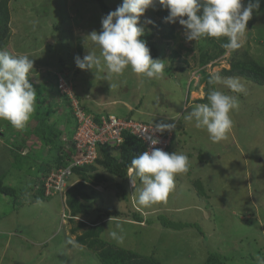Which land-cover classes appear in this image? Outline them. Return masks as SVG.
Returning <instances> with one entry per match:
<instances>
[{
	"label": "rangeland",
	"instance_id": "rangeland-1",
	"mask_svg": "<svg viewBox=\"0 0 264 264\" xmlns=\"http://www.w3.org/2000/svg\"><path fill=\"white\" fill-rule=\"evenodd\" d=\"M105 1L111 11L122 3V0ZM242 3L246 6L248 0ZM161 8L156 5L147 9L139 25L145 31L142 39L156 44V59L165 64L161 78H142L129 67L123 74L108 79L104 70H81L74 62L77 55L81 58L86 55L87 49L99 55V49L90 41L85 43L88 34L101 30V19L109 13L95 0L10 1L9 32L6 38L0 37V49L30 56L33 69L29 82L37 97L35 112L24 129L17 130L0 119V181L15 187L18 196L0 194V264H101L95 253L80 245L76 235L71 233L76 223L70 222L71 217L67 218L70 210L66 195L46 200L37 197L43 182L53 171L42 173L36 181L27 168L31 165V156L21 155L27 153L22 150L27 145L40 161L35 164L44 162L45 158L41 157L47 156V150L41 148L45 147L43 140L35 133L38 122L43 127L56 124L63 138L71 137L74 123L64 95L57 89L59 75L67 76L80 103L91 113L128 117L132 113L130 105L134 110L133 118L156 124L174 123L175 140H182L179 148L186 145L188 171L178 174L185 178L181 184L183 196L176 194L179 186L175 181V188L167 200L155 204V215L162 217L149 215V222L155 224L134 225L121 218L108 223L103 239L151 257L159 264H207L210 252L228 257L225 264H256L258 256L264 257V86L241 75L223 73L224 69H230L233 61L248 58L264 65V0H260L259 9L254 10L247 23L242 47L213 59L209 56L214 55L216 44L221 47L224 38L186 41L182 26L168 23L174 27V37L169 38L170 29L159 25L165 17L159 14ZM148 20L153 23H146ZM212 72L222 77H239L246 92L231 93L222 85H209ZM213 87L239 98V108L230 113L233 127L227 138L217 143L209 140L205 130L195 128L194 122L184 119L191 108L201 104L199 100L205 98L206 90L209 92ZM187 89L194 91V97H204L195 99L194 103L188 102ZM42 114L47 121L41 122ZM50 154L55 155L54 166L58 162L56 155L58 160L59 155ZM96 167L104 171L98 164ZM76 178L73 175L71 183ZM128 178L129 174V183ZM186 180L191 183L198 180L194 187L202 195H196ZM128 183L125 185L127 201L122 200V193L111 181L94 186L97 191L108 188L113 206L126 210L125 216L133 217L128 209L132 207L140 212L143 207H134L137 194ZM204 196L210 197L212 206L202 200ZM95 197L92 215L76 216L75 221L93 222L98 214L97 207L101 204L107 207L104 196L96 194ZM176 202L192 204L190 208H194L175 210ZM163 222L191 226L178 232ZM113 231L123 238L122 242L110 236ZM68 240H74L78 246L73 247Z\"/></svg>",
	"mask_w": 264,
	"mask_h": 264
},
{
	"label": "clouds",
	"instance_id": "clouds-1",
	"mask_svg": "<svg viewBox=\"0 0 264 264\" xmlns=\"http://www.w3.org/2000/svg\"><path fill=\"white\" fill-rule=\"evenodd\" d=\"M156 5L168 10L164 22L182 26L186 41L226 38L221 47L227 55L242 47L247 23L254 10L259 9L260 0H248L246 6L242 0H122L114 11L102 17L101 30L92 31L85 38V43L90 41L99 49V55L87 49L82 58L79 55L74 58L76 66L85 71L104 70L108 79L123 74L129 67L142 78H161L165 64L151 56L146 41L142 39L144 28L139 26L146 10ZM146 23L153 22L148 20ZM32 69L33 60L29 55L0 49V119L8 121L17 130L24 129L35 112L37 93L29 82ZM208 83L222 85L231 93L246 92L239 77H222L212 72ZM238 108L237 95L225 94L213 87L207 94V103L191 108L184 119L194 122L195 128L205 130L209 140L217 143L227 138L233 127L230 113ZM175 127L174 123L155 125L156 131L161 133ZM146 139H150L152 147L132 158L129 177L137 194V204L149 207L167 200L175 188V176L188 171L189 159L184 153H168L155 147L160 143L157 138ZM70 214L67 218L72 217ZM109 234L122 242L123 238L115 231ZM67 243L78 246L74 240ZM256 264H264V257L258 256Z\"/></svg>",
	"mask_w": 264,
	"mask_h": 264
},
{
	"label": "trees",
	"instance_id": "trees-1",
	"mask_svg": "<svg viewBox=\"0 0 264 264\" xmlns=\"http://www.w3.org/2000/svg\"><path fill=\"white\" fill-rule=\"evenodd\" d=\"M10 1L11 0H0V37L2 38H6L7 33L9 32V23H10L9 4H10ZM95 1L99 4V7L103 11L105 12L111 11L110 7L108 6L105 0H95ZM159 14H162L166 17L168 15V12L166 9L161 8L159 11ZM159 25L161 27H168L170 29L168 37L169 38L174 37V27L172 25L165 23V22H160ZM0 42L2 41L0 40ZM222 42H226V38H224ZM146 43L150 49L151 56L154 59H156L158 57V48L156 44H154L152 41H149V40ZM224 53H225V49H223L218 44H216L214 55L209 56V58L213 59L220 55H223ZM223 73L228 74V75H235V76L241 75L245 77L246 79L253 81L254 83L264 86V65L260 64L258 61H256L253 58L233 61L231 63L230 69H224ZM207 94H208V90H206L205 98L202 100H199L201 103H203V101L204 102L207 101ZM64 101L66 102V106L69 108L71 120L73 121L72 102L69 100L67 95H64ZM81 107L86 112L91 113V111L85 108L83 104H81ZM41 108H39L38 111H41ZM131 112L133 113V111ZM132 113L128 117L133 118V116H131ZM95 116L96 118H99L101 115H95ZM40 117L42 119L41 122H43L44 120L47 121L45 119L46 115L42 114ZM36 125L37 126L35 128V133L38 134L39 137H41V139L43 140L42 144H44V146L48 148L49 153L56 152L59 155V160L57 159V155H56V160L58 162H57L55 169H53L52 171L56 170L57 168L69 165L71 161L72 152H69L71 150L69 151L67 150L65 146V141L63 140V134L60 133V131H58L57 125L50 124V125H45V127H43V125L39 122ZM174 139H175V134H174V129H173L172 142L168 148V153H172L175 151L181 152V153L187 152L185 150L186 142L184 144L185 146L182 147L183 145H181V149L180 151H178L179 148L178 150L174 148V144H175ZM145 150L146 148H145L143 141L131 135L130 133H124V142L122 143L120 148H117L115 150L114 149L109 150L107 147H103L102 152H101V157L97 159L95 164H90V165H86L83 167H74L72 170L73 173L69 180V189L67 190L65 194L66 195V205L68 209L70 210V213H71L70 215L72 216L70 219V222L76 223L71 228V233L76 235V241L80 245L86 247L88 250H91L95 253V255L100 259L101 264H159V263H156L151 257L142 256L139 253L134 252L133 250L131 251V250L122 248L118 245L111 244L107 240L103 239L101 235L104 232L105 227H106V223L104 221L105 218L123 216L124 214H126V210L124 209L121 210L117 206H113V203H112L113 201L111 199L112 193L107 192L108 188L105 189L104 191H97V189L94 186V185H98L104 182L107 183L108 181H111L116 187V190L122 193L121 194L122 200L127 201V192L125 191V185L126 183H128L127 175H128L129 166L131 164V160L134 156L141 154ZM28 153L31 156L32 161L35 162V160L38 159V157L35 154L31 153V151ZM13 154H15L14 150H13ZM29 155L24 154V156L26 157H29ZM186 155L188 156L187 153ZM199 157L201 156L198 155V158ZM44 163H45V160H44ZM96 164L101 166L104 169V171L103 172L98 171L96 169L97 168ZM73 175H76L77 178L71 183V178L73 177ZM125 180L127 182H125ZM197 183H199L198 180L195 181L194 183L195 186L197 185ZM128 187H129V183H128ZM117 191H115L116 195L118 193ZM0 194L6 195V196L18 197L17 190L12 186L2 183V181H0ZM96 194L98 196L102 195L105 197L106 199L105 205L107 207H103L102 204L99 205V207H97L98 214H97V217L93 220V222H87L83 220L75 221L74 218L76 216L82 215L85 217H90V214L92 215L91 211L93 210L92 207L96 201V197H95ZM200 194L201 193L197 191V195L201 196L202 194L201 195ZM54 196H60V195L56 194L51 197H54ZM63 196L64 195H62L61 198H63ZM37 197L39 198V200L41 199L46 200L50 198V197H46L43 186L40 188V191L37 194ZM208 199H209L208 197L204 196V199L202 200H204L205 203L206 202L208 203L209 202ZM123 203H122V206L124 207ZM128 211H131V210L128 209ZM133 216L139 219L141 218V213L135 210V212L133 213ZM158 216L160 217L161 215H158ZM163 223L167 227H171L175 230H182L186 227L191 226L189 223H172V222H169V223L163 222ZM79 231L81 232L78 233ZM228 259H229L228 257H224L221 254L218 255V254H214L210 252L208 253V258L206 262L207 264H225V261L227 262Z\"/></svg>",
	"mask_w": 264,
	"mask_h": 264
},
{
	"label": "built area",
	"instance_id": "built-area-1",
	"mask_svg": "<svg viewBox=\"0 0 264 264\" xmlns=\"http://www.w3.org/2000/svg\"><path fill=\"white\" fill-rule=\"evenodd\" d=\"M64 76V77H63ZM59 75L57 78V89L67 95L72 102L73 108V132L71 137H64L67 150H71L70 164L57 168L43 182V189L46 197L59 194L65 195L69 189V180L74 167H83L95 164L101 157L103 147L109 150L120 148L124 142V133H130L143 141L146 150L151 146L150 139L157 138L160 143L155 147L168 152L171 145L173 130L156 131L154 123L137 120L132 117H119L116 115H101L96 118L95 114L86 112L76 96L73 84L67 79L66 75ZM145 150V151H146ZM129 174V171H128ZM129 185L130 183V177Z\"/></svg>",
	"mask_w": 264,
	"mask_h": 264
},
{
	"label": "crops",
	"instance_id": "crops-1",
	"mask_svg": "<svg viewBox=\"0 0 264 264\" xmlns=\"http://www.w3.org/2000/svg\"><path fill=\"white\" fill-rule=\"evenodd\" d=\"M187 92H188V98H189V100H188V102H191V103H194V102H196L195 101V99H198V98H203L204 97V95L202 96V97H200V96H198V97H194L193 95L195 94V93H193L194 91H188V89H187ZM189 92H190V96H189ZM129 108L130 109H132V111H134L133 110V107L132 106H130L129 105ZM176 137H178V136H176ZM175 140V139H174ZM180 141H182L180 138H178V139H176L175 140V144H174V148L175 149H177L178 150V148H179V145H180ZM41 148H44V149H46L47 150V156H45V157H41L42 159H44L45 158V163L44 162H42V163H40L39 165H37V164H35V163H39L40 161L37 159V160H35V162L34 161H30L31 163H29V164H31V165H29L27 168L29 169L28 170V172H30V174H32V177L33 178H35V180L37 181V178H38V176L39 175H41L42 173H47V172H49L50 170L52 171L53 169H55V167H56V165H57V163L54 165V166H52V164H54V162H55V160H54V156L55 155H51L50 153H49V151H48V148L47 147H43V146H41ZM43 149V150H44ZM180 149L181 148H179V150L178 151H180ZM27 151V153H23V155L24 154H26V155H29V153H28V151H31L30 150V148H28L27 147V145H25L24 146V148H23V152H26ZM10 152V156L12 157V151H9ZM22 152V151H21ZM32 153V152H31ZM48 156H50L49 158H48ZM52 166V167H51ZM28 172H27V174H28ZM30 177V176H29ZM177 179V180H176ZM175 180H176V182H177V184H178V186H179V189L178 190H176L175 192H176V194L177 195H179V196H183V193L181 192V184H182V181H185V178H182V176L181 175H176V177H175ZM187 181V180H186ZM196 181V180H195ZM195 181H193V183H191L190 182V180H188L187 182H189L191 185L190 186H192V188H193V191L196 193V195H197V189H195ZM9 186H11V185H9ZM13 187V186H12ZM15 188V187H14ZM113 192V191H112ZM50 198H52V197H50ZM49 198V199H50ZM208 198H210V197H208ZM209 200V199H208ZM175 204V203H174ZM202 202H200V206L202 207ZM209 204L211 205V203L209 202ZM165 205H166V203H165ZM164 205V206H165ZM175 205H177V207L175 208V210L177 209H179V208H184V209H189L191 206H192V204L191 205H188V204H182V202H176V204ZM138 204H134V207H136V209H138ZM195 206L197 207V208H199V209H201V207H199L198 206V204H195ZM212 206V205H211ZM143 207V209H142V211H140V213H141V218H139V219H137V218H135L134 216L133 217H131L130 215H128V216H125V214L123 215V216H119V217H109L108 219L106 218L105 219V223H106V227H105V230H104V232L102 233V237H103V235L105 234V232L107 231V228H108V223L109 222H117V221H119V220H121V218H123V221H127V222H131L132 224H134V225H142V226H147L148 224L150 225H153V224H155V223H152V222H149L148 220H150L151 221V217H149V215H154V216H157V215H155V209H156V207H155V205H154V207H153V205L152 206H149V207H144V206H142ZM192 208H194V207H192ZM192 208H190V209H192ZM130 210L132 211V213H134L135 212V209H132V207L130 208ZM144 210H146V212L148 213L147 215H144L145 214V211ZM130 211V212H131ZM134 211V212H133ZM183 211V210H182ZM168 212V211H167ZM180 212V211H179ZM160 214V213H159ZM179 214V213H178ZM210 214V213H209ZM210 218H212V214H210ZM211 220V219H210ZM178 232H183V231H186V230H177ZM187 232H189L188 230H187ZM190 233V232H189ZM192 235H193V233H191ZM112 244H114V243H112ZM116 245V244H115Z\"/></svg>",
	"mask_w": 264,
	"mask_h": 264
}]
</instances>
